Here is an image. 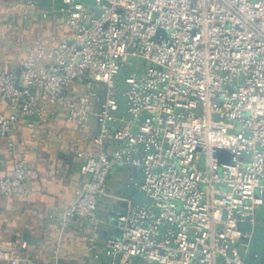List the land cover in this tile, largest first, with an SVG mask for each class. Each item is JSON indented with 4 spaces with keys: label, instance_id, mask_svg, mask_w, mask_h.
I'll list each match as a JSON object with an SVG mask.
<instances>
[{
    "label": "built area",
    "instance_id": "built-area-1",
    "mask_svg": "<svg viewBox=\"0 0 264 264\" xmlns=\"http://www.w3.org/2000/svg\"><path fill=\"white\" fill-rule=\"evenodd\" d=\"M27 18L38 0H12ZM65 38L27 47L0 69V145L13 165L0 196L30 190L13 150L28 117L95 118L97 154L57 216L62 232L86 221L95 243L111 172L139 171L149 202L117 217L105 242L114 264H247L264 208V0H61ZM117 141V145H110ZM228 155V162L221 159ZM27 244L0 242V264H38ZM89 256V254H86ZM52 264H60L59 249Z\"/></svg>",
    "mask_w": 264,
    "mask_h": 264
},
{
    "label": "crops",
    "instance_id": "crops-1",
    "mask_svg": "<svg viewBox=\"0 0 264 264\" xmlns=\"http://www.w3.org/2000/svg\"><path fill=\"white\" fill-rule=\"evenodd\" d=\"M60 5L61 0H38V6L24 18L12 0H0V69L18 66L27 57L29 46L44 44L52 48L65 38L66 31L58 22ZM97 131L95 118L82 127L67 122L62 115L49 119L47 124L32 116L19 125L13 150L27 158L30 192L19 200L0 196V242L27 244L24 254L38 264H52L56 249H59L60 264H114L103 252L106 240L121 232L118 215L150 201L139 189L143 181L141 172L127 167L111 172L99 211L105 222L99 230L94 252L83 239L92 234L86 221H75L65 232L57 221V216L73 200L85 180L79 154L99 152L94 139ZM117 144V141H110L109 146ZM12 165L9 145L3 142L0 145V177L8 175ZM252 249L259 259L253 261L249 255L247 264H264L263 209L259 211Z\"/></svg>",
    "mask_w": 264,
    "mask_h": 264
},
{
    "label": "water",
    "instance_id": "water-1",
    "mask_svg": "<svg viewBox=\"0 0 264 264\" xmlns=\"http://www.w3.org/2000/svg\"><path fill=\"white\" fill-rule=\"evenodd\" d=\"M221 162H222V163H226V162H228V155H227L226 157H223V158L221 159Z\"/></svg>",
    "mask_w": 264,
    "mask_h": 264
},
{
    "label": "rangeland",
    "instance_id": "rangeland-1",
    "mask_svg": "<svg viewBox=\"0 0 264 264\" xmlns=\"http://www.w3.org/2000/svg\"><path fill=\"white\" fill-rule=\"evenodd\" d=\"M85 3H92L93 0H83ZM264 210V208H262ZM261 261V260H260Z\"/></svg>",
    "mask_w": 264,
    "mask_h": 264
}]
</instances>
